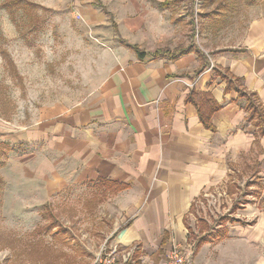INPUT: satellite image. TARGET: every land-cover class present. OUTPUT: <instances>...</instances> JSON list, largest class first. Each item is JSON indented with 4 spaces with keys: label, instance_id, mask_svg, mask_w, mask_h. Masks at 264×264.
I'll return each instance as SVG.
<instances>
[{
    "label": "crops",
    "instance_id": "0c3cea01",
    "mask_svg": "<svg viewBox=\"0 0 264 264\" xmlns=\"http://www.w3.org/2000/svg\"><path fill=\"white\" fill-rule=\"evenodd\" d=\"M92 5L115 37L109 72L78 102L0 130V185L42 199L96 186L119 215L117 264H164L179 245L190 264H264V132L240 94L264 109V12L242 34L206 22L198 36L182 15Z\"/></svg>",
    "mask_w": 264,
    "mask_h": 264
},
{
    "label": "rangeland",
    "instance_id": "374dc122",
    "mask_svg": "<svg viewBox=\"0 0 264 264\" xmlns=\"http://www.w3.org/2000/svg\"><path fill=\"white\" fill-rule=\"evenodd\" d=\"M156 1L103 0L117 18L145 11L159 22L182 15L188 27V1L164 10ZM101 10L92 0H0V130L28 125L43 109L74 104L95 89L110 70L109 39L115 38ZM259 12L264 0H196L189 27L198 36L206 22L242 34ZM97 190L74 185L42 199L9 195L0 185V264H95L105 258L119 215L115 202ZM221 199L212 204L224 201L226 207Z\"/></svg>",
    "mask_w": 264,
    "mask_h": 264
},
{
    "label": "built area",
    "instance_id": "2783aa9c",
    "mask_svg": "<svg viewBox=\"0 0 264 264\" xmlns=\"http://www.w3.org/2000/svg\"><path fill=\"white\" fill-rule=\"evenodd\" d=\"M105 258H100L95 264H117L118 248L112 246L109 253H103ZM193 256L192 247L176 246V248L170 252L168 259L164 264H188Z\"/></svg>",
    "mask_w": 264,
    "mask_h": 264
},
{
    "label": "trees",
    "instance_id": "16d2710c",
    "mask_svg": "<svg viewBox=\"0 0 264 264\" xmlns=\"http://www.w3.org/2000/svg\"><path fill=\"white\" fill-rule=\"evenodd\" d=\"M99 1V0H98ZM171 2H164L161 4L162 7L170 5ZM241 96H244V100L247 102L245 107L251 112V118L254 117L257 119L260 132H264V109L257 102V98L253 94H248L247 92L240 90Z\"/></svg>",
    "mask_w": 264,
    "mask_h": 264
}]
</instances>
